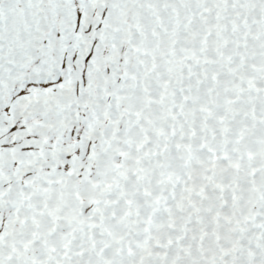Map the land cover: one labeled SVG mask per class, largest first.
<instances>
[{
	"label": "snow or ice",
	"instance_id": "obj_1",
	"mask_svg": "<svg viewBox=\"0 0 264 264\" xmlns=\"http://www.w3.org/2000/svg\"><path fill=\"white\" fill-rule=\"evenodd\" d=\"M0 264H264V0H0Z\"/></svg>",
	"mask_w": 264,
	"mask_h": 264
}]
</instances>
